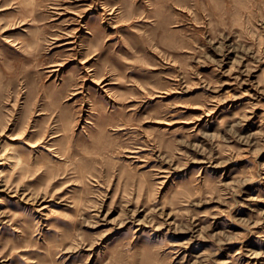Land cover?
Segmentation results:
<instances>
[{"label": "rangeland", "instance_id": "rangeland-1", "mask_svg": "<svg viewBox=\"0 0 264 264\" xmlns=\"http://www.w3.org/2000/svg\"><path fill=\"white\" fill-rule=\"evenodd\" d=\"M0 264H264V0H0Z\"/></svg>", "mask_w": 264, "mask_h": 264}, {"label": "bare ground", "instance_id": "bare-ground-1", "mask_svg": "<svg viewBox=\"0 0 264 264\" xmlns=\"http://www.w3.org/2000/svg\"><path fill=\"white\" fill-rule=\"evenodd\" d=\"M77 32V31H76ZM94 77V76H93ZM14 156V155H13ZM19 160H20V158H19Z\"/></svg>", "mask_w": 264, "mask_h": 264}]
</instances>
